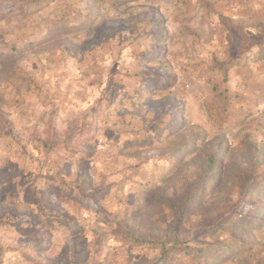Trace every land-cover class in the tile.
<instances>
[{"label":"rangeland","instance_id":"374dc122","mask_svg":"<svg viewBox=\"0 0 264 264\" xmlns=\"http://www.w3.org/2000/svg\"><path fill=\"white\" fill-rule=\"evenodd\" d=\"M263 38L264 0H0V264H264Z\"/></svg>","mask_w":264,"mask_h":264},{"label":"trees","instance_id":"16d2710c","mask_svg":"<svg viewBox=\"0 0 264 264\" xmlns=\"http://www.w3.org/2000/svg\"><path fill=\"white\" fill-rule=\"evenodd\" d=\"M257 46H259L260 47V52H258V53H254L252 50V48H255V47H257ZM252 48H250V49H247V50H245V51H243L244 53H247L248 55H249V59H253V58H258V57H260V56H264V38L262 39V40H254L253 42H252ZM161 84V83H160ZM263 113H264V108H263ZM217 165H218V163H217V160H216V158H215V156L214 155H212L211 157H210V160H209V163H208V168H207V171H208V173H210V174H214V173H216L217 172ZM262 189H263V187L262 186H258V188H257V191L258 192H261L262 191ZM91 203V201L89 202V204ZM133 240H131L130 238H129V241L130 242H134L137 246L138 245H143V244H146L147 242L146 241H141V240H138V239H136V238H132ZM149 244L150 243H152V242H148ZM155 244L156 243H160V245H161V248H162V250H163V252L165 253V252H178V251H188L187 250V248H185V247H182L181 245H177V246H174V247H171V248H166V245L164 244V243H162V242H154ZM197 250V249H196ZM200 251H202V250H200ZM241 251V250H240ZM200 253V252H199ZM229 253V252H228ZM227 254V253H226ZM225 254V255H226Z\"/></svg>","mask_w":264,"mask_h":264},{"label":"crops","instance_id":"0c3cea01","mask_svg":"<svg viewBox=\"0 0 264 264\" xmlns=\"http://www.w3.org/2000/svg\"><path fill=\"white\" fill-rule=\"evenodd\" d=\"M256 48H258V50L260 51V47L259 46H257ZM249 59V58H248ZM252 61V59H249L248 60V62H251Z\"/></svg>","mask_w":264,"mask_h":264}]
</instances>
